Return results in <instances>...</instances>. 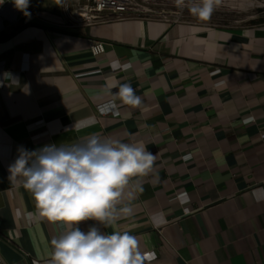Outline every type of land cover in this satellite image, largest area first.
Wrapping results in <instances>:
<instances>
[{"label":"crops","instance_id":"0c3cea01","mask_svg":"<svg viewBox=\"0 0 264 264\" xmlns=\"http://www.w3.org/2000/svg\"><path fill=\"white\" fill-rule=\"evenodd\" d=\"M72 7L28 0L0 30V264H49L65 230L10 178L20 150L92 134L156 156L130 184L133 215L102 226L137 237L145 264H264V22L122 15L72 25ZM93 40L106 51L94 55ZM123 84L139 107L120 101ZM110 100L118 114H99Z\"/></svg>","mask_w":264,"mask_h":264},{"label":"clouds","instance_id":"9594fccd","mask_svg":"<svg viewBox=\"0 0 264 264\" xmlns=\"http://www.w3.org/2000/svg\"><path fill=\"white\" fill-rule=\"evenodd\" d=\"M14 2L21 10L28 5V0ZM218 3L200 0L190 11L209 19ZM116 95L123 104L141 105L129 84L121 85ZM155 159L143 144L123 143L98 134L70 145L20 150L9 168L10 178H23V187L32 193L39 217L65 226L51 241L49 264H145L146 254L137 237L119 231L106 234L102 226L133 215L131 201L135 195L130 184L134 178L149 175ZM87 221L95 223L85 232L80 224Z\"/></svg>","mask_w":264,"mask_h":264},{"label":"rangeland","instance_id":"374dc122","mask_svg":"<svg viewBox=\"0 0 264 264\" xmlns=\"http://www.w3.org/2000/svg\"><path fill=\"white\" fill-rule=\"evenodd\" d=\"M128 15L162 17L170 21H186L207 26L237 27L264 22V0H219L211 17L201 19L190 9L200 0H130ZM77 9V6H73ZM72 25L78 18L69 17Z\"/></svg>","mask_w":264,"mask_h":264},{"label":"built area","instance_id":"2783aa9c","mask_svg":"<svg viewBox=\"0 0 264 264\" xmlns=\"http://www.w3.org/2000/svg\"><path fill=\"white\" fill-rule=\"evenodd\" d=\"M66 2L77 6V9H73L69 17L78 18L79 21H83L86 24L95 20L128 15L131 10L130 0H66ZM21 11L14 0H0V30L4 29L7 23L16 22ZM79 13L82 15H79ZM90 46L94 55H100L106 51L103 41L93 40ZM97 110L99 114H118L117 105L113 100L98 104ZM2 261L0 253V263Z\"/></svg>","mask_w":264,"mask_h":264},{"label":"bare ground","instance_id":"6f19581e","mask_svg":"<svg viewBox=\"0 0 264 264\" xmlns=\"http://www.w3.org/2000/svg\"><path fill=\"white\" fill-rule=\"evenodd\" d=\"M79 15H82V14L79 13Z\"/></svg>","mask_w":264,"mask_h":264}]
</instances>
